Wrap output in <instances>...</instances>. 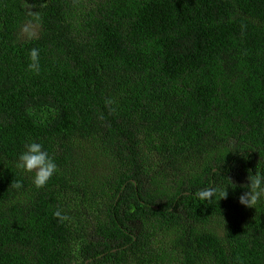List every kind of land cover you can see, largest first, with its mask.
<instances>
[{"label":"trees","instance_id":"trees-1","mask_svg":"<svg viewBox=\"0 0 264 264\" xmlns=\"http://www.w3.org/2000/svg\"><path fill=\"white\" fill-rule=\"evenodd\" d=\"M257 175L264 0H0V264H264Z\"/></svg>","mask_w":264,"mask_h":264},{"label":"clouds","instance_id":"clouds-1","mask_svg":"<svg viewBox=\"0 0 264 264\" xmlns=\"http://www.w3.org/2000/svg\"><path fill=\"white\" fill-rule=\"evenodd\" d=\"M29 59L30 63L27 70L38 74L40 72L39 50L36 48L31 49ZM16 168L22 174L34 173L32 183L37 189L45 187L58 170L57 164L49 155V152L45 150L44 145L36 141H31L24 145V151L18 156ZM15 187L20 189L22 183L17 181ZM211 194L212 190L197 193L200 198H205ZM261 199H264V175H257L250 179L248 190L240 197V203L247 207H253ZM53 215L60 221L70 219L69 216L62 213L59 209Z\"/></svg>","mask_w":264,"mask_h":264},{"label":"rangeland","instance_id":"rangeland-1","mask_svg":"<svg viewBox=\"0 0 264 264\" xmlns=\"http://www.w3.org/2000/svg\"><path fill=\"white\" fill-rule=\"evenodd\" d=\"M97 165V167L95 168V169H98L99 168V166H101L102 167V164L101 163H96L95 164V166Z\"/></svg>","mask_w":264,"mask_h":264}]
</instances>
